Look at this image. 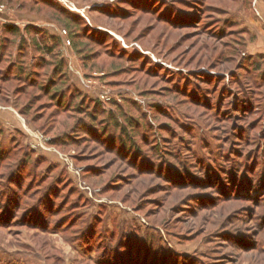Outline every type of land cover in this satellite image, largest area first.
<instances>
[{"label": "rangeland", "instance_id": "rangeland-1", "mask_svg": "<svg viewBox=\"0 0 264 264\" xmlns=\"http://www.w3.org/2000/svg\"><path fill=\"white\" fill-rule=\"evenodd\" d=\"M54 1L90 25L96 41L102 43L94 48L99 55L93 64H82L65 28L52 19L55 7L33 5L34 0H0V24L23 28L28 17L35 18L40 28L59 38L69 85L86 99L85 108L90 110V102L98 101L106 111L116 113L121 108L124 117L117 116L121 125L124 118L148 124L150 131L141 126L132 133L137 143L147 135L143 150L166 168L162 166L163 177L155 172L137 177L119 157L105 155L95 144L84 152V143L61 149L51 146V138L20 116L11 101L7 107L0 102V144L7 146L16 137L24 148L15 160L30 149L47 161L36 167L32 161L25 165L19 174L22 190L34 180L35 184L44 181L42 188L57 177L59 188L66 184L62 193H52L55 207L65 201L59 216L47 215L42 208L46 217L41 220L23 219L20 211L0 222V264H100V250L95 248L98 235L108 240L117 232L118 237L120 228L129 237L141 233L140 242L153 253L158 250L163 264H264V185L261 191L241 193L249 200L261 198L251 204L236 200L231 192L220 195L218 190L196 186H170L164 177L166 169L169 174L184 165L193 178H202L198 173L203 163L220 169L222 176L234 170L243 173L245 184L253 177L264 178V80L260 79L264 76V0H199L205 4L201 11L196 0ZM20 4L31 7L32 13L19 11ZM194 13L200 21L192 25L171 21ZM204 71L209 72L200 73ZM179 90L196 91L200 103L178 94ZM240 99L245 100L244 110ZM237 129L247 143L239 141L242 134L234 135ZM62 132L58 136L69 130ZM97 153L100 157L92 160ZM13 164L4 162L0 174L16 169ZM50 165L56 167L45 172ZM89 166L101 170V176H86ZM37 188L31 185L30 191ZM35 200H26V206ZM72 204L78 209L71 211ZM66 215L69 219L63 226L55 227ZM75 215L79 224L67 228ZM90 224L94 231L88 229ZM88 232L92 238L82 240ZM233 234L248 242L237 247L220 239Z\"/></svg>", "mask_w": 264, "mask_h": 264}, {"label": "trees", "instance_id": "trees-1", "mask_svg": "<svg viewBox=\"0 0 264 264\" xmlns=\"http://www.w3.org/2000/svg\"><path fill=\"white\" fill-rule=\"evenodd\" d=\"M196 1H198L197 3L200 5L199 11H201V5L205 4L199 0ZM56 3L57 2L54 0H34L33 5L44 4L52 8L55 7V14H52V19L63 25L69 36L71 47L74 52L79 56L83 65L89 62L93 64L99 55L94 48H99L102 43L96 41L94 32L90 30V25L83 23L76 14L67 11L60 4ZM192 7H195V5H192ZM17 9L29 13L33 11L31 7H26V4L18 5ZM171 21L177 26H189L192 25L194 21L200 20L194 13L189 16H178L171 19ZM0 30V97L2 98L0 102L2 105L5 107L10 106L9 102L11 101L14 108L18 109V114L20 116L30 119L31 123L35 125L45 137L51 138L49 142L51 146L61 149L66 145L80 146V144L84 143L86 145L82 150V152H84L87 150L89 144H95V147L98 146L101 148L104 151L102 153L105 155L119 157L122 163L127 164L128 169H134L136 171L137 177L152 176L154 172L156 176L163 177L161 172L164 170V166L166 168V165H157V163L151 160L153 156L150 158L143 150L147 144V135L145 134L141 143H137V137L132 133V130L136 129L138 131L141 126L143 131H150L151 129L148 124L145 126L139 122L140 124L137 125L134 124L133 120L124 118L128 126L125 123L121 125L118 118L124 117L120 111L121 108L117 107V114L112 110L106 111L98 101L90 102L93 105L90 110L88 106L85 108L86 99L84 100L82 94L69 85L65 64L63 60L60 59L59 38L50 35L43 28L34 25H27L20 28L12 24H0ZM250 59L251 58H249V60ZM257 67L260 69V66ZM257 67L256 71L258 70ZM208 72L209 71H204L200 73L204 74ZM231 76L233 81L236 82L237 75L235 71L231 72ZM260 79L264 80V76L261 75ZM201 81L203 80L201 79ZM255 84L260 85L258 80ZM221 91L223 90H220V93ZM178 94L183 95V97L191 100L195 104L200 103V94H197L194 90L190 93L179 90ZM43 100H47L48 102L41 104ZM240 100H242L241 109H246L247 107L243 103L245 100ZM19 103H21L20 108ZM217 111L218 105L216 112ZM48 112L49 114H46ZM102 116H105V118L103 119ZM98 119L101 120L97 123L96 121ZM59 130H62V133L68 130L69 132L61 137L57 134ZM236 131L238 132H235L234 135L237 137L242 134L240 129ZM0 134H2V132H0ZM240 137V142L247 143L244 142L245 134H242ZM23 148L24 146L19 144L16 137H13L7 146L0 144V169L1 165L6 161L13 162L14 164L12 167H16V169L8 175L0 174V222L10 219L12 215L16 217L17 214H20V211L22 212L20 217L23 219H28V221L41 220L46 217V214H43L41 210L42 208L45 209L47 215L51 216V214L54 213L55 216H59L63 209V205H65L63 204L64 201L58 207H55V203L52 200V193L55 192L57 195L62 193V187L66 185L60 186L61 188L57 186V183H61L60 177H57L56 182H51L50 186L46 188L41 187L44 183L43 180L39 181L40 183L43 181L41 184H35L34 180V182L30 183V186L22 190L19 182L21 179L19 174L22 169L25 168V165H29V162L32 161L33 167H36L37 165L39 166L47 162L46 158L26 148V150L22 152L21 159L15 160L16 153H20ZM156 149L157 148H155V151L157 152ZM93 151L95 150L92 149L90 152L94 153ZM98 153L92 160L100 157ZM91 157L93 156H83L85 159H91ZM194 158L196 159V157ZM54 167L56 166H48L45 172H51ZM200 167H202L203 170L198 174L199 176L202 175V178H193L194 175H192L189 169L184 165L181 167L177 166L175 170H172L169 174L166 169L165 173H167V175H164V177L169 180L167 182H171L169 184L170 186L177 187L181 185L182 188L196 186L207 190H218L219 194L231 192L232 194L235 193L233 197L236 200L248 201L251 204H256L260 201L261 198L254 201L249 200L246 197H242L241 193L243 191H261L264 185V178L260 180V178L253 177L245 184L242 182L243 173H237L234 170L230 176L229 174L222 176L219 173L220 169L217 170L214 166L212 168V166L202 163ZM100 173L101 170L96 169L94 166H89L85 171V174H87L86 176L92 175L100 177ZM62 176L63 172L61 177ZM137 177H135V179ZM31 185L38 188L34 191H30ZM138 186L139 185H137V187ZM137 190L135 186V191ZM5 191L7 192L5 193ZM36 198H39L38 201L35 200ZM23 199H25L24 202ZM32 199L33 201L35 200L34 204L26 206V200ZM23 207H26V209ZM74 207L75 206L70 208V210L74 211L78 209ZM36 212H38V214ZM78 218L79 216H73L70 224L66 227H73L75 224H79ZM66 219H69V216L66 215L61 218L59 222L55 224V227H62ZM103 223L104 222L101 223V228L104 227ZM89 228L93 230L91 224L88 226V229ZM120 231L122 233L118 237H115L117 232H112L108 240L103 238L101 233L98 235L99 241H97L95 248L98 251L100 250V258H98L100 264H163L161 258L157 257L158 250L153 253L150 249H145V244L140 242L139 235L141 233H138L139 235L133 233L129 237L125 235L126 232L124 228H120ZM92 235L93 233L91 234L88 232L87 235H83L82 240L86 239L84 236L92 238ZM231 236L232 238H228L223 235L220 236V239L224 242H232L236 244L237 247H239L240 242H248L243 236L237 237L235 234ZM86 241H89V239ZM248 245L251 246V244ZM144 249L147 251L143 254L142 251ZM250 251L252 250L248 252Z\"/></svg>", "mask_w": 264, "mask_h": 264}, {"label": "crops", "instance_id": "crops-1", "mask_svg": "<svg viewBox=\"0 0 264 264\" xmlns=\"http://www.w3.org/2000/svg\"><path fill=\"white\" fill-rule=\"evenodd\" d=\"M31 16V15H30ZM32 17V16H31ZM37 19V18H36ZM35 21V18H30V17H28L27 18V22L25 23L26 24V26L27 25H34V26H37V27H40V26H38L37 24L38 23H35L34 22ZM5 23V22H4ZM5 24H7V23H5ZM8 24H12V23H8ZM12 25H15V24H12Z\"/></svg>", "mask_w": 264, "mask_h": 264}, {"label": "built area", "instance_id": "built-area-1", "mask_svg": "<svg viewBox=\"0 0 264 264\" xmlns=\"http://www.w3.org/2000/svg\"><path fill=\"white\" fill-rule=\"evenodd\" d=\"M0 13H2V10L0 9Z\"/></svg>", "mask_w": 264, "mask_h": 264}]
</instances>
